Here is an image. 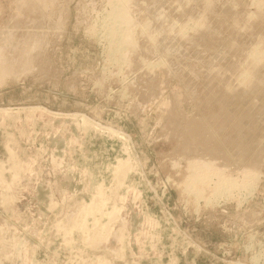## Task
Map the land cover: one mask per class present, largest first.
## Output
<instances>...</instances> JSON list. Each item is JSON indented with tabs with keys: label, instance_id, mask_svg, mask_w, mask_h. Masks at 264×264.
Instances as JSON below:
<instances>
[{
	"label": "rangeland",
	"instance_id": "1",
	"mask_svg": "<svg viewBox=\"0 0 264 264\" xmlns=\"http://www.w3.org/2000/svg\"><path fill=\"white\" fill-rule=\"evenodd\" d=\"M14 1L0 0V264H264V0L128 1L137 47L116 46L117 0ZM197 168L214 173L189 188Z\"/></svg>",
	"mask_w": 264,
	"mask_h": 264
},
{
	"label": "bare ground",
	"instance_id": "2",
	"mask_svg": "<svg viewBox=\"0 0 264 264\" xmlns=\"http://www.w3.org/2000/svg\"><path fill=\"white\" fill-rule=\"evenodd\" d=\"M17 1H18V0H17ZM17 1H14V2H17ZM24 1H26V0H24ZM36 1L38 2V0H36ZM36 1H35V3H36ZM40 1H41L40 4L37 3L38 5H41V3H43L44 5L46 4V3H45V0H40ZM42 1H43V2H42ZM48 1H49V0H48ZM128 1L131 2V3L129 2V4H132V2H133L132 0H117V2L115 1V4H111V5H113V6H112V7H113V10L110 11V13L113 15V19H116V22H117V20H118L119 22L121 21L122 24L125 25V27H123L122 25L120 26V28H122V30H123V28H125V31L123 32V34L121 33L122 35L118 36V37L120 38L118 41L115 40V41H116L115 43H116V46H117V47L125 46V44H126V45H127V44H128V45H129V44L132 45L134 42H135L134 45H136V47H137V44H136L137 42L134 41V37H132V30H133L132 28H133V27H132V25H131L132 22H133L132 20H133L136 16L134 15V18H133V16L130 14V12H131L130 9H131V8L127 7V5H129V4H127ZM152 1H154V0H152ZM161 1H162V0H161ZM161 1H160V2H161ZM166 1H167V0H166ZM166 1L163 0L162 3H163V2H166ZM190 1H191V0H190ZM254 1H255V0H254ZM14 2H13V3H14ZM20 2H21V1H19V3H20ZM29 2H30V1H29ZM31 2H32V1H31ZM31 2H30V3H31ZM53 2H54V0H53ZM160 2H157V4L159 3L157 8H160V10H161V12H162V11L165 10V9H164V8L161 9L162 6H163V4H161V6L159 7ZM195 2H196V1H195ZM25 3H26V2H25ZM30 3H29V4H30ZM33 3H34V2H32L31 9L38 10V5L35 4V3H34V4L36 5V8H37V9H35V7L32 8L33 5H34ZM51 3H52V0H51ZM113 3H114V2H113ZM141 3H142V2H141ZM145 3H147V2H145ZM148 3H149V2H148ZM151 3H152V2H151ZM154 3H155V2H154ZM154 3H153V5H154V8H155V5H157V4H156V3L154 4ZM212 3H213V2H212ZM235 3H236V2H235ZM258 3H259V2H258ZM260 3H261V2H260ZM17 4H18V2H17ZM21 4H22V3H21ZM126 4H127V5H126ZM166 4H167V2H166ZM166 4H164V5H166ZM189 4H190V3H189ZM262 4H263V3H262ZM44 5H41V6L44 7ZM141 5H142V4H141ZM145 5H146V4H145ZM145 5H144V6H145ZM180 5H181V4H180ZM206 5H207V4H206ZM206 5H204V7H205ZM258 5H259V4H258ZM13 6H14V5H13ZM19 6H21V5H19ZM24 6H25V5H24ZM41 6H39V7H41ZM134 6H135V5H131V7L135 8L136 6H135V7H134ZM147 6H148V5H147ZM235 6H236V5H235ZM16 7L19 8L18 6H15V8H16ZM21 7H22V6H21ZM25 7H26V8H25L26 10H27V8H30L29 6H28V7L25 6ZM47 7H48V4H47ZM52 7H53V6H52ZM142 7H143V6H142ZM149 7H150V6H149ZM167 7H168V6H167ZM182 7H183V6H182ZM204 7H203V8H204ZM206 7H207V6H206ZM17 8H16V9H17ZM45 8H46V7H45ZM137 8H138V7H137ZM143 8H144V7H143ZM157 8H156V9H157ZM180 8H181V6H180ZM180 8H179V9H180ZM187 8H188V7H187ZM187 8H186V9H187ZM261 8H262V6H261ZM23 9H24V8H23ZM39 9H42V7L39 8ZM43 9H44V8H43ZM43 9H42L41 11H45V12H46V9H44V10H43ZM135 9H136V8H135ZM139 9H140V8H139ZM150 9H151V8H150ZM150 9H148V10H150ZM156 9H155V10H156ZM28 10L30 11V9H28ZM50 10H51V9H50ZM91 10H92V9H91ZM131 10H132V9H131ZM141 10H142V9H141ZM152 10H154V9L152 8ZM152 10H151V11H148V12L152 14ZM158 10H159V9H157L156 11H158ZM168 10H169V9H168ZM21 11H22V9L20 8V12H21ZM31 11H32V10H31ZM135 11H136V10H135ZM139 11H140V10H139ZM143 11H144V10H143ZM143 11H142V12H143ZM146 11H147V9H146ZM156 11H155V12H156ZM206 11H207V10H206ZM17 12H18V10H17ZM20 12H19V13H20ZM50 12H51V11H50ZM94 12H95V11H94ZM165 12H166V11H165ZM179 12H180V11H179ZM182 12H183V10H182ZM222 12H223V11H222ZM34 13H35V12H34ZM43 13H44V12H42L41 15H44ZM131 13H132V12H131ZM134 13H135V12H134ZM139 13H140V12H139ZM157 13H158V12H157ZM157 13H155V14L153 13V15H154L153 17H155V15H156ZM163 13H164V11H163L162 13H160L159 15H162ZM186 13H187V12H186ZM28 14H30V13H28ZM132 14H133V13H132ZM151 14H150V15H151ZM164 14H165V13H164ZM183 14H184V13H183ZM191 14H192V13H191ZM214 14H215V13H214ZM216 14H217V13H216ZM41 15H40V18L43 17V16H41ZM112 15H110V16H112ZM139 15H140V14H139ZM159 15L157 14L156 16H159ZM177 15H178V14H177ZM209 15H210V14H209ZM220 15H221V14H220ZM250 15H251V14H249V17H250ZM17 16H20V15H17ZM47 16H49V15H47ZM105 16H106V15H105ZM164 16H165V15H164ZM164 16H163V17H164ZM181 16H182V15H181ZM197 16H198V13H197ZM221 16H222V15H221ZM49 17H50V16H49ZM49 17H48V18H49ZM60 17H61V16H60ZM108 17H109V16H108ZM131 17H132L133 19H132ZM153 17L151 16V18H153ZM161 17H162V16H161ZM163 17H162V18H163ZM183 17H185V16H183ZM16 18H17V17H16ZM16 18L14 17V19H16ZM31 18H32V16H31ZM33 18H34V17H33ZM35 18H36V17H35ZM111 18H112V17H111ZM111 18H110V19H111ZM136 18H137V17H136ZM136 18H135V19H136ZM145 18H146V17H145ZM149 18H150V16H149ZM157 18H160V16L157 17ZM187 18H188V17H187ZM192 18H193V16H192ZM199 18H200V17H199ZM223 18H224V17H223ZM251 18H252V17H251ZM29 19H30V18H28V20H29ZM36 19H37V18H36ZM38 19H39V17H38ZM42 19H44V18H42ZM108 19H109V18H108ZM108 19H107V21H108ZM165 19H166V18H165ZM165 19H164V20H165ZM167 19H168V17H167ZM176 19H177V18H176ZM180 19H181V17H180ZM193 19H194V18H193ZM196 19H197V18H196ZM201 19H202V18H201ZM201 19H200V20H201ZM244 19H245V18H244ZM246 19H248V18H246ZM249 19H250V18H249ZM17 20H18V19H17ZM30 20H32V19H30ZM60 20H61V19H60ZM137 20H138V19H137ZM140 20H141V19H140ZM147 20H148V19H147ZM150 20H151V19H150ZM150 20H149V21H150ZM152 20H154V19H152ZM155 20H156V18H155ZM155 20H154V22H155ZM159 20H160V19H159ZM12 21H13V20H12ZM12 21L10 22V24L14 22V21H13V22H12ZM37 21H38V20H37ZM134 21H135V20H134ZM162 21H163V20H162ZM162 21H161V22H162ZM168 21H169V19H168L167 21H166V20L163 21V24L160 23L159 25H165L164 22H167V23H168ZM172 21H173V20H172ZM182 21H183V20H182ZM29 22H30V21H29ZM29 22H28V24H29ZM42 22H43V21H42ZM42 22H41V23H42ZM50 22H51V21H50ZM58 22H59V21H58ZM114 22H115V21H114ZM114 22H113V24L115 25ZM138 22H139V21H138ZM188 22H189V21H188ZM206 22H207V21H206ZM249 22H250V21H249ZM32 23H33V21H32ZM35 23H36V22H35ZM111 23H112V22H111ZM140 23H141V22H140ZM146 23H147V22H146ZM152 23H153V22H152ZM156 23H157V22H156ZM156 23H155V24H156ZM191 23H192V22H191ZM196 23H197V22H196ZM210 23H211V22H210ZM245 23H246V21H245ZM8 24H9V22H8ZM30 24H31V22H30ZM104 24H105V23H104ZM107 24H108V23H107ZM107 24H106V25H107ZM137 24H138V23H137ZM172 24H174V23H172ZM12 25H13V24H12ZM19 25H20V24H19ZM40 25H41V24H40ZM56 25H57V24H56ZM159 25L157 24L158 27H159ZM169 25H170V23H169ZM174 25H175V24H174ZM185 25H186V23H185L183 26H185ZM210 25H211V24H210ZM214 25H215V24H214ZM214 25H213V27H214ZM245 25H247V24H245ZM13 26H14V25H13ZM15 26H16V25H15ZM22 26H23V25H22ZM30 26H31V25H30ZM32 26H33V25H32ZM60 26H61V25H60ZM98 26H99V25H98ZM115 26H116V25H115ZM141 26H142V25H141ZM176 26H177V25H176ZM178 26H179V24H178ZM2 27H3V26H2ZM2 27H0V29H1ZM54 27H56V26H54ZM54 27H53V29H54ZM91 27H92V26H91ZM106 27H107V26H106ZM108 27H109V26H108ZM135 27H136V26H135ZM143 27H144V26H142V31H143ZM145 27H146V26H145ZM148 27H150V26H148ZM151 27H152V26H151ZM160 27H162V26H160ZM164 27H165V26H164ZM174 27H175V26H174ZM189 27H190V26H189ZM193 27H195V26H193ZM204 27H205V26H204ZM17 28H18L17 30H18V32H19L20 29H19V27H17ZM21 28H22V27H21ZM28 28H29V27H28ZM31 28H32V27H31ZM31 28H30V29H31ZM43 28H44V27H43ZM120 28H119V29H120ZM139 28H140V27H139ZM153 28H155V27H153ZM153 28H152V29H153ZM156 28H157V27H156ZM165 28H166V27H165ZM207 28H208L207 30H209V26H208ZM238 28H239V27H238ZM55 29H56V28H55ZM90 29H92V28H90ZM119 29H117L116 27H114V28H112L111 31L114 30V32H116V31H119ZM131 29H132V30H131ZM179 29H180V28H179ZM189 29H190V28H189ZM234 29H235V28H234ZM243 29H244V28H243ZM7 30H8V29H7ZM17 30H16V32H17ZM32 30H35V28H34V29L32 28ZM42 30H43V29H42ZM134 30H135V29H134ZM134 30H133V31H134ZM158 30H159V29H158ZM163 30H166V29L163 28ZM172 30H174V29H172ZM175 30H176V29H175ZM200 30H201V29H200ZM244 30H245V29H244ZM3 31L5 32L4 29H3ZM9 31L11 32V30H8V32H9ZM21 31H22V30H21ZM24 31H25V30H24ZM27 31H28V30H27ZM43 31H44V30H43ZM43 31H42V33H43ZM104 31H105V30H104ZM111 31H110V32H111ZM179 31H181V30H178V34L180 35L181 32L179 33ZM183 31H185V30L183 29ZM183 31H182V34H183ZM211 31H212V30H211ZM0 32H1V31H0ZM4 32L1 33L2 37H3ZM6 32H7V31H6ZM6 32H5L4 35H7V36H8V34H10V33L7 34ZM35 32H36V30H35ZM35 32H34V33H35ZM106 32H107V30H106ZM114 32H113V33H114ZM136 32H137V31H136ZM140 32H141V31H140ZM147 32H148V31H147ZM149 32H150V31H149ZM156 32H157V31H155V33H156ZM158 32H159V31H158ZM158 32H157V35L159 34ZM160 32H162V30H160ZM167 32H168V31H167ZM174 32H176V31H174ZM197 32H198V31H197ZM11 33H13V32H11ZM23 33H25V32H22V34H23ZM27 33H28V32H27ZM30 33H31V32H30ZM34 33H33V34H34ZM39 33H40V35H41V32H39ZM143 33H144V32H143ZM164 33H165V32H164ZM164 33H161V34L163 35ZM19 34H20V33H19ZM22 34H21V35H22ZM31 34H32V33H31ZM33 34H32V35H33ZM35 34H36V33H35ZM43 34H44V33H43ZM90 34H91V33H90ZM106 34H107V33H106ZM118 34H120V32H119ZM149 34H151V33H149ZM168 34H169V33H168ZM172 34H173V32H172ZM174 34H175V33H174ZM178 34L176 33L175 35H178ZM184 34H188V33H184ZM1 35H0V36H1ZM11 35L14 36V33L11 34ZM17 35H18V34H17ZM28 35H30V34H27V36H28ZM40 35H39V38H40ZM46 35H47V34H46ZM60 35H61V34H60ZM95 35H96V34H95ZM95 35H94V36H95ZM100 35H101V34H100ZM147 35H148V34H147ZM154 35H155V34H153L152 37H153ZM165 35H166V34H165ZM165 35H164V36H165ZM189 35H190V34H189ZM13 36H12V38H13ZM15 36H16V34H15ZM106 36H108V35H106ZM136 36H137V35H136ZM138 36H139V35H138ZM150 36H151V35H150ZM164 36H163V37H164ZM166 36H167V35H166ZM2 37H1V41H2ZM5 37H6V36H4V38H5ZM10 37H11V36H10ZM109 37H111V36H109ZM109 37H106V38L108 39ZM143 37H144V36H143ZM154 37H155V36H154ZM161 37H162V36H161ZM167 37H168V36H167ZM177 37H178V36H177ZM182 37H183V35H182ZM186 37H187V35H186ZM17 38H18V36H17ZM33 38H34V39H33ZM33 38H32L31 40H29V41L36 40V39L38 38V34H37V36H36V39H35L34 36H33ZM138 38H139V37H137V39H138ZM13 39H14V38H13ZM24 39H25V38H24ZM24 39H23V40H24ZM168 39H169V38H168ZM174 39H175V38H174ZM5 40H6V39H5ZM5 40H3V41H5ZM10 40H12V39H10ZM16 40H17V39H16ZM16 40H15V41L12 40V41L17 42V41H19V40H21V39L19 38V40H17V41H16ZM112 40H113V39H112ZM154 40H155V39H154ZM183 40H184V39H183ZM189 40H190V39H189ZM21 41H22V40H21ZM25 41H26V39H25ZM25 41H24V42H25ZM41 41H42V39H41ZM110 41H111V40H110ZM150 41H151V39H150ZM6 42H10V41L7 40ZM22 42H23V41H22ZM24 42H23V45H27V43H29V42H27L26 44H24ZM42 42H44V41H42ZM47 42H48V41H47ZM151 42H152V41H151ZM158 42H159V41H158ZM181 42H182V41H181ZM183 42H184V41H183ZM0 43H1V42H0ZM3 43H4V42H3ZM19 43H21V42L19 41ZM33 43L36 44L37 42H33ZM38 43H41V42L38 41ZM38 43H37V44H38ZM110 43H111V42H110ZM10 44H11L12 46H15V45H16V44L14 45V43H13V44L10 43ZM10 44L8 43L9 46H7V44H6L7 48H8V47L11 48ZM37 44H36V45H37ZM43 44H44V43H43ZM43 44H40L39 47H38V46H37V47L40 48V46L43 45ZM21 45H22V43H21ZM29 45H31V42H30V44L27 45L28 48H29ZM33 45H34V44H33ZM36 45H35V46H36ZM107 45H108V44H107ZM111 45H112V44H111ZM138 45H139V44H138ZM4 46H5V45H4ZM6 46H5V47H6ZM16 46L18 47V45H16ZM156 46H157V45H156ZM165 46H166V45H165ZM172 46H174V45H172ZM19 47H21V46L19 45ZM42 47H43V46H42ZM44 47H45V45H44ZM108 47H109V46H108ZM111 47H112V46H111ZM117 47H116V48H117ZM129 47H130V46H129ZM139 47H140V46H139ZM249 47H250V46H249ZM14 48H16V47H14ZM14 48H12V49H14ZM38 48H36V50H37ZM130 48H131V47H130ZM157 48H158V47H157ZM171 48H172V47H171ZM173 48H174V47H173ZM173 48H172V49H173ZM257 48H259V46H258ZM4 49H5V48H4ZM20 49H22V47H21ZM23 49H24V48H23ZM23 49H22V50H23ZM154 49H155V48H154ZM159 49H160V48H159ZM183 49H184V48H183ZM0 50H1L0 52H2L3 49L1 48ZM8 50H9V49H8ZM10 50H11V49H10ZM14 50H15V49H14ZM31 50L34 51V50H35L34 47H33V49H31ZM36 50H35L34 52H36ZM117 50H118V48H117ZM117 50H116V51H117ZM137 50H138V49H137ZM243 50H244V49H243ZM251 50H252V49H251ZM254 50H255V49H254ZM261 50H262V49H261ZM12 51H13V50H12ZM29 51H30V48H29ZM107 51H108V50H107ZM175 51H176V50H175ZM180 51H182V50H180ZM220 51H221V50H220ZM222 51H223V50H222ZM256 51H257V52H256V53L254 52V54H253V55L256 56V57H254V60L259 61V64H260V61H262V59H263V58H262V57H263L262 53L264 54V52H260V50H259V51L256 50ZM5 52H6V51H5ZM7 52H8V51H7ZM16 52H17V49H16ZM25 52H26V51H24L23 53H25ZM38 52H39V51H38ZM134 52H135V50H134ZM153 52H154V51H153ZM165 52H166V51H165ZM165 52H164V53H165ZM167 52H168V51H167ZM251 52H252V51H251ZM19 53H20V50L18 49V54H19ZM23 53H22V54H23ZM28 53H29V52H28ZM111 53H112V52H111ZM193 53H194V52H193ZM219 53H221V52H219ZM252 53H253V52H252ZM260 53H261V54H260ZM1 54H2V53H0V64H1V62H3V59H2V58H5V57H7V56L10 55V54H9V55H6V53H5V55H4V57H3V55H1ZM3 54H4V52H3ZM11 54H13V52H12ZM26 54H27V53H26ZM40 54H41V53H40ZM118 54H119V53H118ZM223 54H224V53H223ZM248 54H249V53H248ZM30 55H32V54H30ZM30 55L28 54V56H30ZM34 55H36V54H34ZM34 55H32L31 58H32ZM116 55H117V54H116ZM221 55H222V54H221ZM261 55H262V56H261ZM11 56H12V55H10L9 57H11ZM20 56H22L21 58H26L25 56H27V55H25L24 57H23V55H20ZM28 56H27V58H28ZM165 56H166V55H165ZM167 56H168V55H167ZM222 56H224V55H222ZM246 56H247V55H246ZM9 57H7V58L9 59ZM14 57H17V56H14ZM124 57H125V56H124ZM247 57H248V56H247ZM249 57H250V56H249ZM249 57H248V58H249ZM252 57H253V56H252ZM12 58H13V57H12ZM19 58H20V57H19ZM27 58H26V60H25V63H27V62H26V61H27ZM33 58H36V57H33ZM129 58H130V57H129ZM165 58H166V57H165ZM165 58H164V59H165ZM215 58H216V57H215ZM219 58H221V57L219 56ZM255 58H256V59H255ZM260 58H261V59H260ZM8 59H7L6 61H8ZM120 59L123 60V57L120 58ZM124 59H125V58H124ZM166 59H167V58H166ZM222 59H223V58H222ZM257 59H258V60H257ZM11 60H12V59H11ZM13 60H14V59H13ZM16 60H17V59H16ZM19 60H20V59H19ZM19 60H18V61H19ZM23 60H24V59H22V61H23ZM29 60H31V59L29 58ZM29 60H28V61H29ZM122 60H121V61H122ZM125 60H126V59H125ZM220 60H221V59H220ZM250 60H251V59H250ZM22 61H21V63H22ZM31 61H32V60H31ZM161 61H162V60H161ZM168 61H169V60H168ZM214 61L217 62V59H215ZM256 61H255V62H256ZM8 62H9V61H8ZM10 62H12V63L14 62V66H15V63H16L17 61L14 60V61H10ZM10 62H9V65H10ZM29 62H30V61H29ZM118 62H119V61H118ZM152 62H153V61H152ZM158 62H160V61H158ZM216 62H215V63H216ZM3 63H4V62H3ZM5 63H7V62H5ZM17 63H18V62H17ZM19 63H20V62H19ZM19 63H18V64H19ZM25 63H24V65H25ZM31 63H32V62H31ZM122 63H123V62H122ZM147 63H148V62H147ZM147 63H146V64H147ZM161 63H162V62H161ZM245 63H246V62H245ZM249 63H250V62H249ZM7 64H8V63H7ZM104 64H105V63H104ZM110 64H111V63H110ZM112 64H113V63H112ZM150 64H151V63H150ZM163 64H164V63H163ZM163 64H162V65H163ZM251 64H252V63H251ZM251 64H248V66L251 65ZM3 65H4V64H3ZM24 65H23V66H24ZM30 65H31V64H30ZM106 65H107V64H106ZM154 65H155V64H154ZM158 65H159V64H158ZM27 66H28V64H27ZM129 66H130V65H129ZM164 66H165V65H164ZM253 66H254V65H253ZM6 67H7V65H6ZM11 67H12V64H11ZM11 67H10V68H11ZM19 67H20V65H19ZM24 67H25V66H24ZM24 67H23V68L20 67L21 69H19V70H22V69L24 70ZM108 67H109V66H108ZM126 67H127V66H126ZM149 67H151V65H150ZM154 67H156V66H154ZM170 67H171V66H170ZM180 67H181V66H180ZM3 68H5V67H3ZM27 68H28V67H27ZM27 68H26V69H27ZM30 68H31V67H30ZM6 69H7V68L2 69V66H0V71H2V72L0 73V75L3 74L4 72H6V71H7ZM28 69H29V68H28ZM28 69H27V70H28ZM182 69H183V68H182ZM11 70L13 71V69H10V71H11ZM23 70H22V71H23ZM31 70H32V69H31ZM245 71H246V70H244V72H245ZM8 72H9V71H8ZM16 72H17L16 74H18V71H17V70H16ZM19 72H20V71H19ZM24 72H25V71H24ZM26 72H27V71H26ZM123 72H124V71H123ZM11 73H13V72H10L9 74H11ZM4 74H5V73H4ZM6 74L8 75V73H6ZM21 74H22V72H21ZM176 74H177V73H176ZM243 74H244V73H243ZM245 74H246V73H245ZM12 75H13V74H12ZM247 75H248V74H247ZM247 75L245 76V78L247 77ZM1 76H2V75H1ZM14 76H16V75H14ZM150 76H151V75H150ZM243 76H244V75H243ZM242 78H243V77H242ZM3 79H4V78H3ZM246 79H247V78H246ZM242 80H243V79H242ZM242 80H241V81H242ZM2 81H4V80H2ZM243 82H244V81H243ZM243 82H241V83H243ZM3 83H4V82H3ZM195 91H196V90H195ZM189 92H190V91H189ZM196 97H197V96H196ZM70 114H71V113H70ZM85 119H86V117H85ZM86 120H87V119H86ZM98 125H99V123H98ZM248 126H249V125H248ZM247 128H248V127H247ZM109 129H110V128H109ZM242 139H243V138H242ZM253 156H254V155H253ZM196 160H198V159H196ZM192 161H193V159L191 160V162H192ZM200 161H201V160H200ZM200 161H199V163H200ZM201 162H202V161H201ZM203 162H204V161H203ZM205 162H206V161H205ZM189 163H190V161H189ZM196 164H197V163H196ZM200 164H201V163H200ZM200 164H199V165H200ZM189 165H190V164H188V168H189V167L191 168V166L194 165V164H192V165H190V166H189ZM204 165H205V163H204ZM206 165H208V164L206 163ZM259 165H260V164H259ZM200 166H202V164H201ZM255 166H256V165H255ZM198 167H199V166H198ZM203 167L205 168V166H203ZM203 167H202V168H203ZM206 167H209V166H206ZM213 167H214V166H213ZM248 167H249V166H248ZM192 168H194V167H192ZM245 168H246V167H245ZM253 168H254V167H253ZM205 169H206V168H205ZM213 169H214V168H213ZM221 169H222V168H221ZM191 170H192V169H191ZM195 170H196V167H195V169H193V171L195 172ZM200 170H202V169H199V171H200ZM249 170H250V169H249ZM249 170H248V171H249ZM252 170H253V169H252ZM252 170H251V171H252ZM206 171L208 172V170H205V172H204V170L201 171V172H198V168H197L196 173H194V174L192 175V177L190 176L191 179H188L189 181L191 180L190 183L188 182L189 185H190L189 188L192 187V186H197V185H195V184H199V183H202V184H203L204 182L207 181V179H208V177H209L208 175H209V174L211 175V174L214 173V172L211 171V169H210L211 173L208 172L209 174H208ZM216 171H217V170H216ZM251 171H250V172H251ZM253 171H254V170H253ZM190 172H191V171H190ZM218 172H219V171H218ZM218 172H217V173H218ZM260 173H261V172H260ZM190 174H191V173H190ZM218 174H219V173H218ZM246 174H247V173H246ZM251 174H252V173H250V175H251ZM260 175H261V174H260ZM260 175H259V176H260ZM212 176H213V175H212ZM212 176H211V177H212ZM228 176H229V175H228ZM251 176H254V175H251ZM259 176H256V177H259ZM229 177H230V176H229ZM188 178H189V177H188ZM212 178H213V177H212ZM216 178H217V177H216ZM221 178H222V177H221ZM221 178H220V179H221ZM233 178H234V177H233ZM259 178H260V177H259ZM220 179H219V180H220ZM222 179H223V178H222ZM249 179H250V177H249ZM252 179H253V178H252ZM257 179H258V178H257ZM205 180H206V181H205ZM253 181H254V180H253ZM256 181H257V180H256ZM207 182H208V181H207ZM219 182H220V181H219ZM221 182H222V180H221ZM215 183H216V182H215ZM235 183H237V182H235ZM235 183H234L233 181H231V180H225V182L223 183V185L220 183V184L222 185L221 189L223 188V189H225V190L228 191V188H230V187H234V186L236 185ZM239 183H240V182H239ZM253 183H254V182H253ZM256 183H257V182H256ZM204 184H205V183H204ZM220 184H219V185H220ZM243 184H244V183H243ZM243 184H242V185H243ZM218 188H219V187H218ZM248 189H249V188H248ZM200 190H201V189H200ZM202 190H203V189H202ZM250 190H251V192H253V191H252V190H253L252 187H251ZM194 191H195V190H194ZM223 191H224V190H223ZM254 191H255V190H254ZM191 192H192V191H191ZM198 192H199V191L197 190L196 193H198ZM249 192H250V191H249ZM223 193H224V192H223ZM254 193H255V192H254ZM227 194H228V193H227ZM245 194H246V193H245ZM241 195H242V194H241ZM231 196H232V195H231ZM200 197H201V196H200ZM228 197H229V196H228ZM219 199H220V198H219ZM241 201H242V200H241ZM248 240H249V239H248ZM251 251H252V250H251ZM249 252H250V251H249ZM257 254H258V253H257ZM259 258H260V257H259ZM253 260H254V259H253ZM258 260H259V259H258ZM251 261H252V260H251ZM260 261H261V260H260ZM255 262H256V261H255Z\"/></svg>",
	"mask_w": 264,
	"mask_h": 264
}]
</instances>
